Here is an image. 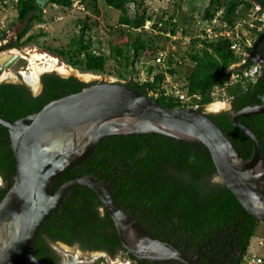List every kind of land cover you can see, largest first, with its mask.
Wrapping results in <instances>:
<instances>
[{
	"label": "trees",
	"instance_id": "obj_1",
	"mask_svg": "<svg viewBox=\"0 0 264 264\" xmlns=\"http://www.w3.org/2000/svg\"><path fill=\"white\" fill-rule=\"evenodd\" d=\"M42 1L0 0V13L13 5L18 19L26 22V27L18 36L19 41L25 38L21 46L38 39V35L28 34L35 21L43 22ZM74 1L46 0V5L69 9ZM80 1L85 10L91 9L94 14H99V0ZM147 1L105 0L109 8L121 13L119 27L109 31L122 40L126 37L124 43L111 51L110 56H106L100 43L92 39L90 32L98 27V23L90 24V21L79 23L80 34L67 47H49L48 51L80 72L105 74L111 57L125 58L123 46H126L128 54L125 61L131 74L138 75L137 67L144 58L148 64L145 81L135 78L127 85L168 109L196 108L204 112L206 106L223 100L222 94L215 95L214 91L225 88L227 96L233 101L232 111L210 114L209 117L227 134L242 157L251 160L255 150L253 141L234 127L232 116L246 107L264 105V74L246 88L241 83L232 85L230 80L234 71H229V68L241 61L231 48L233 41L227 36L203 39L199 34L211 26L220 11V24L233 28L239 20L247 18V13L256 5H260L264 12V0H209L202 23L198 26L192 13H188L181 24L176 12L171 15L165 11L161 15L151 13L147 9ZM148 23H151L150 31L145 28ZM180 34L190 38L183 55L169 54L165 68H161L156 58L167 50L165 45L156 44L157 39L166 38L169 41ZM260 34L254 32L251 36L256 40ZM1 35L3 32L0 30ZM240 37L245 42L241 31ZM248 50L251 51V48ZM259 50L264 57V40ZM179 60L193 64V70L184 79L178 74ZM252 65L249 60L244 68ZM167 75L173 77L174 83H179V89L189 96V101L183 102L174 93L168 94ZM42 82L43 91L38 96H32L24 85L1 84L0 116L14 122L40 112L55 100L91 86L75 77L65 79L55 73L45 74ZM239 123L255 134L260 144V155L264 158V113L243 116ZM15 174L16 161L9 132L0 125V176L3 180L0 203L13 186ZM92 175L110 184L112 193L125 212L139 219L158 239L176 247H179L180 233H192L195 237L199 233L200 236L196 237L199 244L212 231L233 226V221L245 218L247 250L262 224L244 211L221 180L216 181L218 174L211 154L200 142L160 134L106 137L85 161L62 177L56 191L68 181ZM203 235H207L204 240ZM60 243L69 247L78 246L83 252L105 250L111 258L120 252L126 254L112 218L103 210L97 195L84 187L72 189L63 205L47 220L39 235L35 254L44 264H63V258L53 247ZM128 258L137 264H155L142 262L131 255Z\"/></svg>",
	"mask_w": 264,
	"mask_h": 264
},
{
	"label": "water",
	"instance_id": "obj_2",
	"mask_svg": "<svg viewBox=\"0 0 264 264\" xmlns=\"http://www.w3.org/2000/svg\"><path fill=\"white\" fill-rule=\"evenodd\" d=\"M263 39L264 33L250 52V61L262 66L259 76L264 67V57L259 53ZM18 59V55L2 56L0 75ZM40 80L41 77L34 96L43 90ZM263 113L264 105H252L232 116L234 127L253 141L254 156L248 161L209 117L211 113L195 108H165L122 83L91 85L14 122L0 116V125L9 132L16 161L13 186L0 203V264H44L35 254L39 235L76 187L88 188L97 195L127 254L142 262L199 264L198 258H188L125 212L110 184L96 175L68 181L57 191L56 188L62 177L85 161L106 137L160 134L202 143L211 154L218 179L249 216L264 224V158L255 134L239 123L243 116Z\"/></svg>",
	"mask_w": 264,
	"mask_h": 264
},
{
	"label": "rangeland",
	"instance_id": "obj_3",
	"mask_svg": "<svg viewBox=\"0 0 264 264\" xmlns=\"http://www.w3.org/2000/svg\"><path fill=\"white\" fill-rule=\"evenodd\" d=\"M208 3L209 0H148L146 6L151 13H156L157 15H161V13L163 14L164 11L168 12L170 15L176 12L178 15L177 19H179L182 24L185 21V16L188 13H192L195 19H200V17L204 14ZM46 4V0H43V22L38 23L35 21L31 25V29L28 34L38 35V39L23 46H21V43L25 40V38L19 41L18 36L26 27V22L18 19L17 12L13 5L8 6V8H5L0 13V30L3 32V35L0 36V49H2L0 58L6 54H18L20 57L18 61H16L9 69H6L0 75V78L4 73L9 75L5 79H0V83H28L31 85L27 79H30L33 71L38 68L40 70V74H38L39 77L46 73H58L57 71L44 70L43 65L45 62L42 63L35 60V55L38 54L46 55L49 58L52 57L56 59L60 66H65L70 71V75L64 76L60 74L61 76L65 78L76 77L81 82L86 84L94 85L97 83H122L127 85L135 78L145 81L147 78V60L144 58L143 61L140 62L137 67L139 73L135 77L127 69L125 58L128 54V49L126 46H123L125 58L119 59L116 57H111L107 63V73L105 74L80 72L77 69L69 67L64 62H62L61 59L57 58L48 51L49 47H67L71 40L80 34L79 25L81 24L79 23L90 21V24L98 23V27L92 28V31L90 32L92 39L97 43H100V47L106 56H110L111 51L124 43L123 41L126 40V37L124 40H122L116 35V33L112 34L109 31L110 28L119 27L121 13L117 10L109 8L105 4V0L98 1V15L94 14L91 9L85 10L81 4H75L69 9L54 7L51 4H48L47 6ZM128 11H132L130 7ZM150 28L151 25L148 24L146 29L150 31ZM245 31L249 32L247 29H245ZM253 40H255V38H253ZM156 44L165 45L168 56L169 54H179L182 56L184 49L186 48L185 46L188 43L184 42L181 38L171 39L169 41H167L166 38H163L157 39ZM178 69L179 77L184 79L193 70V64L191 62L184 63L179 60ZM82 75H89L93 78L85 80L81 77ZM171 82L173 83V81ZM32 90H34L33 87ZM217 103H222L227 106L220 111H213L209 109V107L212 105L210 104L204 108V112L219 114L223 111H228L230 108V102L227 100V98L220 100V102ZM216 181H219V179L216 178ZM2 185L3 181L0 180V187ZM262 234H264V224H261L256 232V235ZM251 242L253 245V251L259 255L263 254V251L258 249L255 245V237ZM53 247L63 258V264H124L129 260L126 255L123 256L122 254L115 258H111L106 254H89L83 252L78 246L67 248L61 244H58L53 245Z\"/></svg>",
	"mask_w": 264,
	"mask_h": 264
},
{
	"label": "built area",
	"instance_id": "obj_4",
	"mask_svg": "<svg viewBox=\"0 0 264 264\" xmlns=\"http://www.w3.org/2000/svg\"><path fill=\"white\" fill-rule=\"evenodd\" d=\"M81 4L83 7L84 5L80 0H75L74 5ZM222 11L217 13V15L214 17L212 24L210 27L205 28L204 32L199 34V37L205 39H216L220 36H227L231 38L233 41L232 44V50L240 57L241 61L238 64L233 65L229 68V71H234L231 75L230 83L236 84L241 83L244 87H247L249 84L255 82L259 77V64H254L248 68H244L247 62L250 60V52L248 49H252V44L254 42L252 38V34L254 32L259 33L264 30V12L260 5H256L252 8L251 11L247 13V18H244L243 20H239L237 24L233 28H228L225 26H222L220 24L218 18L221 16ZM204 15L200 17V19H195L197 22V26L202 23ZM195 18V17H194ZM148 25V24H147ZM147 28V26L145 27ZM216 29H219L216 31ZM247 29L249 32L245 31ZM240 31L245 36V42L242 41V38L240 37ZM167 37H169V34H166ZM165 36V37H166ZM181 38L184 42L189 43L190 38L189 37H183L182 34L173 37L171 39ZM168 58L167 52H162L157 58L156 61L160 65L161 68H165V62ZM166 81L168 83V94L174 93V96L182 100L183 102H187L190 100L189 96L181 91L179 89V84L174 83V79L172 76L167 75ZM173 81V83L171 82ZM215 95L222 94L223 100L227 98V100L231 99L226 94V89H216L214 91ZM254 238V237H253ZM252 238V239H253ZM251 239V241H252ZM250 241V244L241 258L240 262L238 264H264V234L262 235H256L255 236V245L258 249L263 251V254L259 255L256 254V252L253 251V245ZM129 259V258H128ZM124 264H134L130 259L126 261Z\"/></svg>",
	"mask_w": 264,
	"mask_h": 264
},
{
	"label": "flooded vegetation",
	"instance_id": "obj_5",
	"mask_svg": "<svg viewBox=\"0 0 264 264\" xmlns=\"http://www.w3.org/2000/svg\"><path fill=\"white\" fill-rule=\"evenodd\" d=\"M263 33H264V30L261 32L260 36ZM260 36L253 42L252 48L254 47L255 43L258 41ZM262 42L259 45V49H260V46L262 45ZM0 53H1V51H0ZM259 53H260V50H259ZM261 56H262V54H261ZM9 68H4V71L6 69H9ZM260 68H262L261 65L259 66V73H260ZM46 74H48V73H46ZM55 74H57L58 76L60 75L58 73H55ZM263 74H264V67L262 69V75L261 76H263ZM44 75L41 76V80H40L42 86H43L42 81H43ZM4 83L16 84V83H11V82H3L2 84H4ZM20 85H24L25 87H27L30 90L32 96H34L35 90H32L33 86L31 87V85H29L28 83H21ZM229 102H230L229 110L223 111V112H231L232 111V109H233L232 99H229ZM213 115H216V114H213ZM0 180H2L1 176H0ZM245 221H246L245 218H241V219H239L238 222L233 221V223H232L233 226L229 225V226L224 227L222 230L212 231V233L210 235L208 234V236L203 235L202 240H204L203 238L207 236L206 240H204L203 242H201L199 244H198L199 239L196 238L197 236L198 237L200 236L199 233L196 234V237L192 233L191 234L186 233L184 235H182V233H180L179 234L180 238L178 239L179 247H177V248L180 249L181 251H183L186 254V256L192 260L195 258H198L199 264H238L246 252L245 242H246V232H247L248 227L245 226V224H244ZM86 253H89V254L96 253V255L106 254L109 257H111L110 254L105 250H96L93 252H86ZM120 254H122L123 256L129 255L127 253L125 254L123 252H120L115 257H117ZM133 262H134V264H137L135 261H133ZM160 263H166V262H160ZM174 263L182 264V263H178V262H174ZM155 264H157V263H155Z\"/></svg>",
	"mask_w": 264,
	"mask_h": 264
},
{
	"label": "bare ground",
	"instance_id": "obj_6",
	"mask_svg": "<svg viewBox=\"0 0 264 264\" xmlns=\"http://www.w3.org/2000/svg\"><path fill=\"white\" fill-rule=\"evenodd\" d=\"M18 55V54H16ZM35 60L39 61V62H45L44 66V70H48V71H57L59 74L67 76L70 75V71L65 67V66H60L57 62L56 59L52 58V57H48L46 55H35ZM39 68L33 71V74L31 75L30 79H27L29 81V83L33 86L34 90L37 91L39 89ZM78 75V74H77ZM9 75H7L6 73H4L1 76V79H5L7 78ZM82 78H84L85 80H89L91 78H93L92 76L89 75H82ZM227 105L222 104V103H214L212 104L209 109L213 110V111H220L224 108H226Z\"/></svg>",
	"mask_w": 264,
	"mask_h": 264
},
{
	"label": "clouds",
	"instance_id": "obj_7",
	"mask_svg": "<svg viewBox=\"0 0 264 264\" xmlns=\"http://www.w3.org/2000/svg\"><path fill=\"white\" fill-rule=\"evenodd\" d=\"M204 15V14H203ZM148 24H150L151 25V23H148ZM151 30V29H150ZM253 63V62H252ZM217 102H220V101H217ZM217 102H215V103H217ZM214 104V103H213ZM196 109V108H195ZM128 257V256H127Z\"/></svg>",
	"mask_w": 264,
	"mask_h": 264
}]
</instances>
